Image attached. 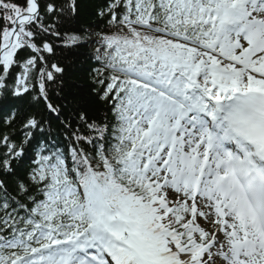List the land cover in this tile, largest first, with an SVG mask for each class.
I'll return each mask as SVG.
<instances>
[{"label": "snow or ice", "instance_id": "1", "mask_svg": "<svg viewBox=\"0 0 264 264\" xmlns=\"http://www.w3.org/2000/svg\"><path fill=\"white\" fill-rule=\"evenodd\" d=\"M0 264H264V0H0Z\"/></svg>", "mask_w": 264, "mask_h": 264}]
</instances>
